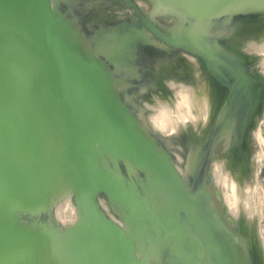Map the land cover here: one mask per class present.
<instances>
[{"label":"water","instance_id":"95a60500","mask_svg":"<svg viewBox=\"0 0 264 264\" xmlns=\"http://www.w3.org/2000/svg\"><path fill=\"white\" fill-rule=\"evenodd\" d=\"M159 1L188 27L166 37L136 12L161 42L223 81L247 76L208 31L257 23L264 0ZM71 9L0 0V264H264L244 248L241 225L223 220L204 165L193 159L182 179L170 149L142 127L129 74L118 70L131 61L117 56L121 33L100 32L95 19L83 26ZM124 34L129 53L136 38ZM252 83L263 92L264 82ZM68 193L78 221L59 229L52 211Z\"/></svg>","mask_w":264,"mask_h":264},{"label":"clouds","instance_id":"9594fccd","mask_svg":"<svg viewBox=\"0 0 264 264\" xmlns=\"http://www.w3.org/2000/svg\"><path fill=\"white\" fill-rule=\"evenodd\" d=\"M147 8L143 0H132L131 8L125 7L108 15L110 17L115 15L118 20L134 16L136 12L147 16ZM172 22L171 19L160 20V23L165 26L171 25ZM238 51L240 57L253 61L248 68V73L264 82V34L241 40ZM180 56L191 68L192 83L168 78L163 81L164 87L168 93L175 96L182 88L195 89L198 82L207 105L205 115L199 116L194 112L191 119L178 121L174 119L175 104H168L167 111L173 115V119L170 124L161 127L157 118L161 106L167 103L168 97L152 95L151 102L141 100L138 94H133L132 98L140 104L144 111V115L140 118L142 126L170 147V154L175 161L173 168L183 179L186 175L185 161L181 155L183 150L178 145L174 147L170 141L173 137L179 138L186 134L189 129L196 137L202 136L211 121L213 100L210 86L203 77L196 56L186 52H181ZM200 95L201 92L198 91L197 99ZM261 117H264V111L259 117L254 118V127L248 134V151L245 157L246 174L240 167H232L229 153L213 155L208 161L206 174L215 206L223 220L230 228H238L243 224L247 230L241 235L244 248L247 250L254 243L261 260L264 261V118ZM70 203L71 194L53 208V219L61 226L77 224L78 214L75 208H72V219L68 220L63 216V213L68 211Z\"/></svg>","mask_w":264,"mask_h":264},{"label":"rangeland","instance_id":"374dc122","mask_svg":"<svg viewBox=\"0 0 264 264\" xmlns=\"http://www.w3.org/2000/svg\"><path fill=\"white\" fill-rule=\"evenodd\" d=\"M66 1L72 7L70 13H72L76 17L82 19L83 20V24H82L83 26H87V23L92 21V19H95V22L97 23L95 25V29H98L97 26L98 27L101 25L102 26H108V25H111L117 21V17L115 15H112L111 17L108 15L109 13L116 12V10H115L116 6L113 5L114 3H111L110 0H66ZM149 1H152V2H149ZM106 2H108V5L107 4L104 5ZM143 2L145 4H147V6H148L147 17L152 19L156 23L165 27V25L161 24L159 21L161 19H164V20L171 19V20H174V22H172V24L170 25L171 27L168 25L169 27L167 26V28H169V29L172 28L173 30L178 29L179 31L184 30V29L186 30L188 28L187 25L184 23V20L180 17V15L177 12H175L174 10H171V7L161 3L159 0L158 1L157 0H143ZM61 5H62V9L65 12L70 11V7L65 3V1L61 2ZM153 5H155L156 7ZM153 7H155V8H153ZM166 11H167V13H169L168 15H166L167 14ZM154 13H157V14L154 15ZM161 14L163 15L162 18H161V16H162ZM94 16H96V18ZM171 16H173V17H171ZM183 26H184V29H183ZM244 26L242 25V23H233V22L232 23H223V24L213 26L214 28H212L208 31V35L215 37L217 39H224L225 42L227 43L224 46L223 45H221V46L216 45L217 50L224 52L226 55L232 54V52L233 53L235 52L234 54H236L237 58H234V59H240L241 60L242 57L239 56V51H238L239 42L241 40L247 39L249 37H258L260 34H264V15H262V17L260 18V20L257 23L253 21L251 24H249V25L246 24ZM99 30H100V32L104 33V31L102 29L99 28ZM124 31H125V29L122 32H124ZM122 32H120V33H122ZM121 46H122L121 44H117V46H116L117 51H118L117 56L119 58H128V57L131 58L129 54L126 56L120 51ZM152 58L154 59L153 65L158 68L157 74L161 78L162 83L164 80H166L168 78H174L175 80L179 81L180 76L183 77L184 81L192 83L191 68L189 67L187 62L180 55H176L174 58H168L167 57L165 64H162L158 59H156L155 56H152ZM160 59L165 60L166 58L164 59V57L163 58L160 57ZM197 61L199 63V66L201 65L200 70L203 74V77L207 80V82L210 86V89H211V93L213 94V95L211 94L212 100H213V109H212V114H213V110H215V108L217 107V102H218L217 91L213 88V83L216 85L214 75L211 74V71L209 70L208 65L206 63L202 62L201 60L199 61L198 59H197ZM252 62H250V63H252ZM176 65H179L180 68L177 69ZM171 68H173L175 70V74H173V75L169 73ZM127 69H128L127 72H126V70H123V69H118V70H119V72H122V74H124V76L127 74H129V76L131 74H133V69L129 65L127 66ZM172 72H174V71L172 70ZM128 78H130V77H128ZM128 89H129L128 95L131 96V98L133 97V94H138V96L141 100L147 101V102H151L150 97L152 95H160L162 97H164V96L168 97L167 103L161 106V111H160V114L157 118L158 124L161 127H163L167 124H170L172 119H173V115L167 111V105L168 104H172V103L175 104L176 111H175L174 119L178 120V121L188 119L187 114L190 115L191 110L199 116H203L206 114L205 112L207 109V105H206V102L203 98L202 89L200 88V85L198 82H197V87L195 89L194 88H182L175 96H172V94L168 93V91L164 87V84H163V87L160 88L159 90L158 89L153 90V89H147V88H144L141 90V87H137L134 85L133 86L131 85ZM188 91H192V94L195 95V96L192 95L193 98H192V96H190L193 100L190 99V97L188 96L189 95ZM198 91L201 92L199 99H197V96H196V93ZM214 99H216V101ZM133 101H134V103H136L134 106L136 107V105H137V107H138L137 114H138V117L140 119L144 115V111L141 108L140 104L137 103V101L135 99H133ZM203 109H205V110H203ZM262 111H264V104L262 106L261 111L259 112V116H260ZM191 115H192L191 116V118H192L193 114H191ZM261 118H264V117H261ZM140 121H141V119H140ZM141 125H142V123H141ZM205 134H206V130L203 132L202 137H204ZM200 137H196L194 134H192L191 130L189 129V131L186 133V135L184 134V136L182 135L179 138L173 137L172 140L170 141V143L174 147L178 145L180 148H182L183 151H182L181 155L185 161V171L190 169V165L192 163L193 155H194L193 152H194V149H196L195 147H197L196 145H197V142H199ZM161 142L164 145H166L163 141H161ZM167 147L170 149L169 146H167ZM218 147H219V149L217 148L215 155L216 154H220V155L228 154L227 153L228 146H227L225 141H221V143L219 144ZM170 152H171V149H170ZM231 164H232V167H240L242 172L244 174H246V172H247L246 162L243 164L242 163L238 164L237 162L231 161ZM67 196H69V193L66 196L61 197L60 200L55 204V206L63 198H65ZM101 202H103V203H101ZM100 205L108 217H110L116 221H121V214L118 211H116L114 208L108 206L107 203H105L103 199H100ZM72 208H75V207H74L73 202L71 200L68 211L63 213V216L65 219H68V220L72 219ZM52 217H53V215H52ZM53 221H54V225L57 226L59 229L69 227V226H61L55 220H53ZM241 227H242V234H245L247 231L245 226L243 224H241ZM249 250L253 251L255 253L256 252L258 253L254 243L251 245ZM149 257H150V254H149Z\"/></svg>","mask_w":264,"mask_h":264},{"label":"flooded vegetation","instance_id":"af4514ba","mask_svg":"<svg viewBox=\"0 0 264 264\" xmlns=\"http://www.w3.org/2000/svg\"><path fill=\"white\" fill-rule=\"evenodd\" d=\"M110 2L114 3L116 11L129 7L126 0H110ZM106 4L108 5V2L104 5ZM94 17L96 18V16ZM144 17L148 20L150 19L147 16ZM150 20L163 36L170 37L171 33L167 31L169 28L156 23L152 19ZM124 24H127L128 27H120L121 29L119 30L118 28L113 29L114 27H118V25L124 26ZM97 28L103 29L107 33L113 31L116 34H120L125 29L124 32L130 33L128 38H136L135 41H132L133 44L129 53L126 51L127 49L123 50V46L120 47V51H123L124 55L129 54L131 57L129 66L133 69V74L127 76V81L132 86L141 87V90L144 88L159 90L163 87L162 80L157 74L158 68L153 65L154 59L152 56H155L162 64H165L167 57L174 58L176 55H180L182 51L161 42L156 34L146 28L142 19L136 14L124 20H118L117 18V21L113 24L108 26L101 25L97 26ZM124 32L121 33L123 36L125 35ZM120 36H115L117 44L120 42ZM160 57L166 59L161 60ZM239 62H241V72L246 73L247 76L238 74L237 76L228 77L226 81L214 76L216 86L212 82L213 88L217 91L219 97L217 107L213 110L205 136L200 137L196 145L197 147H195L196 149L193 152V159L198 164L204 165L203 172L204 170L205 172L207 171L206 165H208L209 159L215 155L217 148L219 149L218 146L221 141L226 142L228 146L227 153H229L231 161L238 164L246 162L248 134L254 127V118L259 117V112L264 104V90L257 95L253 86L252 80L253 77H256L248 73V68L252 61L242 57V60ZM176 68L179 69L180 66L176 65ZM169 73L173 75L175 74V70L171 68ZM180 80H183L182 76H180ZM127 92L129 93V89H127ZM193 113L191 110L190 115L187 114V118L191 119V114Z\"/></svg>","mask_w":264,"mask_h":264},{"label":"bare ground","instance_id":"6f19581e","mask_svg":"<svg viewBox=\"0 0 264 264\" xmlns=\"http://www.w3.org/2000/svg\"><path fill=\"white\" fill-rule=\"evenodd\" d=\"M149 2H152V1H149ZM151 4H152V3H151ZM151 6H152V5H151ZM153 6H155V5H153ZM155 7H156V6H155ZM155 7H153V8H155ZM159 7H160V6H159ZM159 7H158V8H159ZM150 8H151V7H150ZM163 8H164V7H163ZM155 10H156V9H155ZM161 11H162V10H161ZM152 12H153V11H152ZM169 12H170V11H169ZM157 13H158V12H157ZM157 13H154V15L157 14ZM166 13H167V11H166ZM166 13H165V14H166ZM165 14H164V15H165ZM168 14H169V13H167L166 15H168ZM174 14H175V13H174ZM152 15H153V14H152ZM161 15H162V14H161ZM161 15H160V16H161ZM166 15H165V16H166ZM162 17H163V15L161 16V18H162ZM168 17H169V16H168ZM171 17H173V16H171ZM158 18H159V17H158ZM167 19H168V18H167ZM173 19H174V18H173ZM172 21L174 22V20H172ZM179 21H180V20H179ZM159 22H160V21H159ZM178 23H179V22H178ZM161 24H162V23H161ZM174 24H175V23H174ZM174 24H173V25H174ZM179 24H180V23H179ZM176 25H177V24H176ZM180 25H181V24H180ZM169 26H170V25H169ZM169 26H168V27H169ZM178 26H179V25H178ZM165 27H167V26H165ZM170 27H171V26H170ZM175 28H176V27H175ZM171 29H172V28H171ZM183 29H184V26H183ZM177 30H178V29H177ZM184 30H185V29H184ZM200 66H201V65H200ZM202 67H203V66H202ZM201 69H202V68H201ZM206 77H207V76H206ZM209 77H210V76H209ZM208 79H209V78H208ZM215 86H216V85H215ZM145 90H146V89H145ZM213 92H214V91H213ZM188 94H189V95H188L189 97L193 95V94H192V91H188ZM211 94H212V93H211ZM214 94H215V93H214ZM212 95H213V94H212ZM193 96H195V95H193ZM193 96H192V98H193ZM192 98L190 97V99H192ZM218 99H219V97H218ZM192 100H193V99H192ZM196 100H197V99H196ZM214 100L216 101V99H214ZM193 102H194V101H193ZM215 103H216V102H215ZM195 104H196V103H195ZM203 110H205V109H203ZM206 110H207V109H206ZM205 113H206V112H205ZM205 113H204V114H205ZM185 135H186V134H185ZM183 136H184V135H183ZM191 142H192V141H191ZM167 146H168V145H167ZM187 169H188V168H187Z\"/></svg>","mask_w":264,"mask_h":264}]
</instances>
